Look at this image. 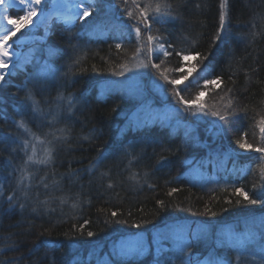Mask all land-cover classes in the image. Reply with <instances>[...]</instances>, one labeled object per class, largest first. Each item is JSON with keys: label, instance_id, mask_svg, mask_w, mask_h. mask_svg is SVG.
<instances>
[{"label": "trees", "instance_id": "16d2710c", "mask_svg": "<svg viewBox=\"0 0 264 264\" xmlns=\"http://www.w3.org/2000/svg\"><path fill=\"white\" fill-rule=\"evenodd\" d=\"M108 2L120 4V0ZM166 2L172 5L175 17L158 25L166 44L205 55L211 46L207 69L198 67L188 81L177 87L190 85L189 93L194 98L198 78L219 75L224 83L218 88L208 86L201 102L211 107L218 102L216 93L232 87L234 92L229 95L248 106L247 117L241 118L226 138L208 131L210 117L182 111H176L182 123L178 127L159 121L134 127L131 115L140 103L116 93L97 96L100 82L121 78L110 72L118 71L122 63H131L136 38L134 33L130 38L125 33L124 25L129 22L120 7L108 10L114 23L106 27L97 26L102 11L101 17L93 12L84 20L46 19L28 29L25 33L32 37L21 46L20 56L10 68L11 75L5 77L7 84L0 89V137L8 138L0 144V264H95V255L109 252L110 243L120 238L144 235L150 240L153 231L179 223L207 227L213 233L232 228L244 218L264 214L261 205L237 206L236 200L242 204L243 200L232 191L239 186L250 195L258 192L253 184L259 185L264 167L260 153H244L233 142L240 132H247L250 142L259 136L258 129L252 127V116L253 109L264 107L260 104L264 99V0H227L223 39L215 44L220 0ZM21 14L10 10L13 18ZM122 33L126 50L118 53L114 45ZM77 58L79 64H74ZM162 59L167 61L164 67L169 69L170 78L181 75L174 70L178 63L186 67L198 63L181 62L175 55L165 58L153 54L154 63ZM45 65L50 66L53 71L49 74L54 77L39 78L37 74ZM154 71L150 69L142 77L146 99L158 102L148 88L149 78L155 77L166 95L162 105L183 108L173 97L172 85L158 79ZM34 76L38 82L30 83ZM200 83L203 87L202 79ZM29 90L39 113H33L31 101H25ZM70 94L83 95L85 101L76 106L69 119L67 105L57 97ZM53 117L55 123L50 124ZM21 119L42 138L65 126L70 133L66 141L55 142L52 165H30L29 179L18 187L19 169L26 159L19 141L27 138L15 126ZM85 136L89 139H83ZM46 138L51 140L52 136ZM128 145H133L129 149L132 155L123 156ZM101 150L111 155L101 169L93 172L91 165ZM100 171H109V175L101 178ZM133 173L135 179L131 178ZM109 182L113 184L111 189L107 187ZM44 183L49 187L45 188ZM173 188L177 191L168 195ZM9 195L13 196L12 207ZM61 198H66V203L62 204ZM45 200L47 205L42 203ZM133 224L143 227H131ZM89 231L92 237L87 235ZM124 255L98 264H152L149 255Z\"/></svg>", "mask_w": 264, "mask_h": 264}, {"label": "snow or ice", "instance_id": "6c2138e0", "mask_svg": "<svg viewBox=\"0 0 264 264\" xmlns=\"http://www.w3.org/2000/svg\"><path fill=\"white\" fill-rule=\"evenodd\" d=\"M104 5V9L101 8V5ZM0 5H3V19L7 21L11 28L6 29L3 36H0V68H7L10 63H12L11 53L9 52V46L7 41L11 39V37L15 36V34L21 31L22 28L28 27L33 22V17L37 16L38 9L36 6L42 5V0H8V3H5V0H0ZM20 7L23 11L22 15H19L16 18H13L8 14L9 8ZM44 7H47L45 3L43 7L40 8V12L44 11ZM115 7H120L121 11L124 13L126 20L129 22L125 27V33L130 38L134 33L136 42L134 46V51L130 58L131 63L125 62L119 65L118 71H112L109 74L112 76H116L117 78L125 76L127 72L140 70L142 72H148L150 69L155 70L154 75L158 79H162L167 84L172 85V94L175 99H177L178 104L182 105L183 108L178 109V112H184L186 115L197 116V117H210L212 119L211 128L208 129L213 135L218 137L226 138L229 132H232L241 118L247 117L248 115V106L240 105L236 100L235 95H229V93H233L234 89L232 87H226L222 89V93H216V98H218V102L213 104L211 107L206 106L205 103L201 102V97L206 95V90L208 86H212L213 88L220 87L221 84L224 83L223 78L219 75L208 78V75L205 74L202 77L196 80V89L198 94L194 96V98L189 93L190 85H186L184 88H178V85L184 83V81H188L189 77L192 76L193 72H196L197 68L200 66H204L205 70L207 69V65L205 62L207 61L209 64V55L211 54V46L209 49V54H201L199 52L192 53L190 50H176L175 46L171 43L165 42V38L160 33V27L170 19H175L172 12V5L167 3L166 0H120L119 5H113L108 0H78L77 3L73 5V8L78 9L76 12V16H78L81 20H84L86 17H89L93 12L97 14L98 17H101V12L103 11V16L97 21V26H107L109 23H114L111 16L109 15L110 9ZM199 7V5H197ZM226 9H227V0H220V14H219V27L214 34L213 44L218 41H222L223 36L222 33L225 30L226 24ZM121 24L124 22L121 21ZM121 34V38L118 42L115 43V49L117 52H121L126 50L124 45V34ZM168 49H172V52H169ZM154 53H162L165 58L175 55L180 58V61H198L197 64L189 63L187 67L183 63H178L174 66V70L176 73H180L179 77H171L167 74L169 69L164 67L167 63L166 59L160 60L159 63L153 62V54ZM159 59V56L155 57ZM74 64H79V58L73 61ZM15 66V65H14ZM53 70L50 66L45 65L41 71L40 75H47L51 73ZM186 72V74H184ZM10 76L11 73L9 72ZM203 80V87H201L200 80ZM37 80V76H34L29 81L30 83ZM234 83V81H233ZM5 84H7V80L5 79V74L0 73V89H2ZM184 93V94H182ZM58 100H65L67 102V110H68V118L70 119L72 115H74V109L76 105L80 103L74 96H69L67 98L63 97V95H59L57 97ZM25 101H31V110L33 113H39L40 109L36 103V101L32 97L31 90L26 93ZM3 100L0 98V105H2ZM260 104L264 106V99L260 101ZM27 107V104L24 105ZM253 124L252 127L254 129H258L259 136L255 142H250L247 138V132H240L238 136H236L233 140L235 145L243 150L244 153L253 152L260 153V159L264 160V107H261L260 110L253 109L252 116ZM50 124L55 123V117L53 120L49 122ZM131 123V122H130ZM15 126L18 130H22L23 133L27 134V138H23L19 141L20 151H22L26 157L23 161V166L19 169L21 173L18 180V187L24 180H28L30 174L27 169L30 165H44L46 167L51 166L54 162V153H55V142L66 141L68 139V134L70 133V129L65 126L57 129L56 131H52L45 134V137H40L36 133H34L27 124L23 121V119L16 121ZM59 133V134H57ZM50 135L52 136L51 140H48L46 137ZM83 139H89L88 136L83 137ZM8 140L7 137H0V144L5 143ZM35 141L36 143H32ZM36 144L43 145L42 154L38 155V149ZM29 148L31 151L29 152ZM133 145H128L124 151L123 156H131L132 153L129 149H132ZM13 151H16L14 148ZM110 153H105L103 150L100 151L96 160L91 165V170L93 172L99 170L104 165V162L109 159ZM234 155L239 156V153H234ZM161 159H164L161 157ZM159 162V161H158ZM131 163V160L129 161ZM110 171V170H109ZM109 171H100V177L104 178L109 175ZM147 176V173H145ZM132 179H135V173H133ZM43 182V178H42ZM139 183V181H137ZM25 187H28L26 185ZM44 187L48 188L49 185L44 183ZM107 187L111 189L113 184L109 182ZM151 187V185H149ZM258 192H254L250 195L245 189L239 186L233 187L232 191H234L237 197H241L243 200V204L240 199L236 200L237 206H243L245 208L249 206L261 205L264 206V167L261 168L260 172V181L259 185L256 183L253 184V189H257ZM177 191V189L173 188L168 195H172L173 192ZM0 196H2V192H0ZM13 196H8L9 206L12 207ZM62 204L66 203V198H61L60 201ZM42 203L47 205L48 201L45 200ZM227 203L231 204L232 201L229 200ZM161 207H164L163 202H160ZM23 207V205H21ZM73 208L77 207V204L72 205ZM35 210V209H34ZM227 211V209H224ZM113 217L117 215L115 211L111 213ZM192 215H198V213H192ZM215 216V213H212ZM255 218L252 221L254 222ZM260 225L262 231L259 236V252L260 259L258 264H264V216L259 218ZM107 222V221H106ZM119 223V221H115ZM131 227L134 228H142L141 224H133ZM67 235V234H66ZM89 237L93 236L91 231L87 234ZM230 239H232L230 237ZM249 241H254L256 239L255 233H249L245 237ZM236 244L243 245V240L237 238ZM191 244L189 241H184L182 246H178V250L183 252L185 247H190ZM237 262H239V257H237ZM182 264H192L190 260L183 261ZM197 264H200L197 261ZM207 264H225V262L210 258L207 260Z\"/></svg>", "mask_w": 264, "mask_h": 264}, {"label": "rangeland", "instance_id": "374dc122", "mask_svg": "<svg viewBox=\"0 0 264 264\" xmlns=\"http://www.w3.org/2000/svg\"><path fill=\"white\" fill-rule=\"evenodd\" d=\"M68 1L78 2V0ZM45 3L47 7H44V11L41 13L40 8ZM36 7L38 14L33 17L32 24L22 28L21 31L8 40L12 44V49H17L21 52V46L29 41L27 37H32L26 35L25 32L49 19V13L54 9L59 10L60 4L59 0H42V5ZM11 9L22 11L20 7L9 8V15ZM39 21L41 22L39 23ZM4 33L5 30H0V36H3ZM158 54L163 55L162 53ZM9 71L10 69L6 72L5 77ZM145 75L146 72L136 70L127 72L124 77L119 79L100 82L98 84L97 96L116 93L121 96L130 97L137 103H140L131 115L134 127L151 124L155 121L174 128L180 126L182 123L176 117L178 115L177 110L168 104L162 105V102L166 99V95L162 84L155 77L149 78L148 88L158 102L152 103L153 98L146 99L143 91L144 79L142 78ZM49 77L52 78L54 76L52 74L39 76L41 79ZM69 96H74L80 101L77 105H81L85 101V96L83 95L70 94L65 96V98ZM62 101L67 105L66 99ZM36 147L38 149L37 154L41 155L43 145L36 144ZM30 151L31 148H29ZM261 216H264V214L252 218H244L240 222L235 223L232 228H220L213 233L207 227H190L186 223H179L169 224L153 231L150 240L144 235L120 238L110 243L108 247L109 252L102 255L97 253L95 255V264L116 256L124 257L125 253L132 258H142L149 255L152 264H182L186 260H190L192 264H197V261L200 264H207L210 254L211 258L223 261L225 264H258L260 259L259 236L262 231L259 221ZM253 218H255L254 222H250ZM250 232L256 234L254 241L245 239ZM237 238L243 240V245L236 244ZM186 240L190 242L191 246L185 247L183 252L179 251L178 246H182ZM237 257H239V262H237Z\"/></svg>", "mask_w": 264, "mask_h": 264}, {"label": "bare ground", "instance_id": "6f19581e", "mask_svg": "<svg viewBox=\"0 0 264 264\" xmlns=\"http://www.w3.org/2000/svg\"><path fill=\"white\" fill-rule=\"evenodd\" d=\"M5 3H8V0H5ZM59 4H60V7H59L60 11L67 10L69 11L71 15H76V12L79 11L78 9L73 8V6L71 5V2H69L68 0H59ZM2 14H3V5H0V28L1 30H6V28H8L11 25H9L7 21L3 19V16H1ZM7 44L9 46V52L11 53L12 63H10L7 68H0V73H3V74H6V72L10 69L11 65L17 59V57L15 56V53L13 52L11 48V43L7 41Z\"/></svg>", "mask_w": 264, "mask_h": 264}, {"label": "water", "instance_id": "95a60500", "mask_svg": "<svg viewBox=\"0 0 264 264\" xmlns=\"http://www.w3.org/2000/svg\"><path fill=\"white\" fill-rule=\"evenodd\" d=\"M75 4V2H71V5L73 6ZM9 14V13H8ZM47 14V13H46ZM49 20H51V19H53V18H59V19H61V20H63V21H75V20H77L79 17L78 16H76V15H71L70 13H69V11H67V10H63V11H60V10H53V11H51L50 13H49ZM41 21H39V23H40ZM9 28H11V26H9L8 28H6V29H9ZM0 30H1V28H0ZM27 39H30V37H27ZM13 50V52L15 53V56L16 57H18V55L20 54V51L19 50H17V49H12Z\"/></svg>", "mask_w": 264, "mask_h": 264}]
</instances>
